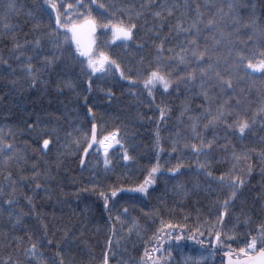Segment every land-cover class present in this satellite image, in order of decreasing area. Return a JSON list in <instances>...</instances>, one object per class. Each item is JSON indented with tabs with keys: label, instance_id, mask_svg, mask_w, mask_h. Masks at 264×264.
Listing matches in <instances>:
<instances>
[{
	"label": "trees",
	"instance_id": "trees-1",
	"mask_svg": "<svg viewBox=\"0 0 264 264\" xmlns=\"http://www.w3.org/2000/svg\"><path fill=\"white\" fill-rule=\"evenodd\" d=\"M55 2L64 6L62 18L67 12L82 23L79 14L87 15L84 8L77 11L78 0ZM79 2L98 23L104 18L96 5L103 3L113 23L118 18L136 25L127 43H112L107 29L95 32L94 50L115 60L119 70L90 75L72 55L74 42L54 48L55 13L44 10L45 0H0V147L12 145L0 153V264H105V258L106 264H152L145 252L161 257L152 249L162 221L183 229L185 239L165 245L161 264H186L190 256L199 264H224L229 250L237 257L242 241L264 226V76L233 65L237 52L255 62L264 51V0ZM193 48L208 50L199 65ZM54 54L60 58L49 65L45 57ZM209 64L231 79V89L221 90ZM158 66L173 80L185 77L179 88L157 86L149 94L143 81ZM201 67L211 77L203 87ZM194 68L198 78L188 82ZM218 110L231 128L222 121L204 127ZM237 114L251 124L243 134L235 127ZM194 122L200 137L192 132ZM93 126L97 141L115 134L119 143L108 141L107 156L96 144L81 167ZM201 138L215 141L206 154L191 147ZM154 167L147 193L130 191ZM237 176L244 184L232 199L230 183ZM191 235L203 243L187 239ZM33 243L37 254L26 255ZM259 250L258 242L249 255Z\"/></svg>",
	"mask_w": 264,
	"mask_h": 264
},
{
	"label": "snow or ice",
	"instance_id": "snow-or-ice-1",
	"mask_svg": "<svg viewBox=\"0 0 264 264\" xmlns=\"http://www.w3.org/2000/svg\"><path fill=\"white\" fill-rule=\"evenodd\" d=\"M94 3L95 0H92ZM45 3L47 7L44 9L46 12L50 8L54 13V24L57 26V31L50 35H55L56 39L53 40V47L56 49H61L65 45H67L69 48L73 46V42L75 44L74 50L72 55L75 57L76 60L80 61L81 65H86V68L90 70V75L92 74H101L106 75L109 71H115L120 69V65L117 64V62L113 59H111L107 54L104 52L96 51L93 48V44L89 43L88 45H82L80 41V35L84 30H87L90 34L95 33L97 28H103L107 29L112 36V43H115L116 41H121L122 43H127L128 41L133 40L134 36V30L136 29V25L134 23H131L130 21L128 23H124L123 21L119 20L117 18V22L113 23V17L112 14L108 11V7H106L103 3H100L96 5L97 9H103L102 12H100V16H102L104 19L98 23L97 19L92 16L91 10L87 5H84L83 3L79 2L77 3V11L79 8H84L87 15L79 14L80 18L83 20L82 23H75L73 22L72 18L67 15V12L63 13L62 18V12L61 9L64 7L62 4H58L55 2V0H45ZM111 7V6H109ZM231 7V5H230ZM8 8L12 9L14 8L13 3L8 4ZM68 8H72V5L69 4ZM159 15V13H157ZM49 17L51 19V13H49ZM106 21V22H105ZM238 23V21H236ZM212 22L209 21V24ZM7 27V25H5ZM251 25H245V27H250ZM192 27H195L193 25ZM60 29H63L61 32ZM182 31L188 32L191 29H181ZM260 37L262 40H264V28L260 29ZM250 39L252 37H249ZM191 45H196L195 40L189 41ZM219 43V42H217ZM37 44L39 42L37 41ZM158 52H163V43L157 46ZM169 51H172L169 49ZM181 51H186L185 49H181ZM192 57L195 58L198 65L202 63L205 60V57L208 55V50L205 49L204 51H199L198 48H193L191 51ZM60 57L56 56L55 54L51 59L48 57H45V60L49 65H52L55 63L56 60H58ZM237 63L233 65V68L240 69L243 68V70L249 75L252 76L255 73L261 74V76H264V51H261L259 53V59L253 62V60L249 59L247 56H245L241 52L236 53ZM31 59V58H30ZM208 59L211 60V56H208ZM180 63H185V57L183 55L179 56ZM29 73L32 75L33 81H35L36 76L34 73L31 72L32 65L29 64L28 66ZM209 69H213V66L211 64L208 65ZM214 77L217 80L219 87L222 91H226L227 89L232 88V81L231 79H225L223 76H221L219 71H215L213 69ZM120 76H124V72L120 71ZM205 77H209V72L207 69L201 67L200 68V79L202 81L201 87H203V80ZM197 70L194 68L187 74V81L192 82L197 79ZM211 78V77H209ZM185 77H177L176 80L171 79V72L167 69L162 70L159 66L155 68V70L149 69L147 73L146 79L143 81V86L149 90V94L151 95V92L153 89H155L157 86H160L165 91H167L169 88H172L173 85H175L176 88H179L180 81L184 80ZM89 88H91V81H89ZM203 95L206 100H209L210 97L208 96V93L205 91L203 92ZM227 103V101L225 102ZM242 101L237 98L236 104L240 105ZM223 106H221V109ZM261 112H264V107H261ZM164 110H161V115L163 116ZM225 112L223 110H218L217 115L213 116L207 125H205V128H208L209 125L215 126L217 122H225L226 127L231 128L233 125L227 124L226 121H224ZM189 119H192L189 117ZM235 127L238 129L240 134H243L246 129H249L251 127V124L248 119L240 118L237 114V118L235 120ZM192 132L194 136L200 137V133L197 131V124L194 122L191 125ZM92 143H89L88 147L91 148L92 144H98L104 148L105 156H107L108 149L112 146L111 143H108V141H115V143H119L118 140H116L115 134H112L111 136H105L102 140L97 141L95 128L93 127L92 130V137H91ZM214 140L205 141L203 138L200 139L199 144H192L191 147L194 152L196 153H205L206 150H210L213 146ZM50 144V141L45 139L43 141V147L45 149L48 148ZM188 146V145H186ZM5 148L7 150L11 151L12 145H6L5 147H0V153L5 151ZM87 153H85L86 155ZM124 159H130V157L125 153ZM109 161L105 159V164L107 165ZM201 168H205V164L200 165ZM158 171V167H154L152 169V172L150 173V178L145 180L144 184L140 185L138 188L131 189L130 191H136V192H142L147 193V186L154 183V181L151 179V176L155 174ZM206 175L211 176L210 172H206ZM221 182L223 181V177L220 178ZM244 181L240 177H236L234 181L230 183V187L232 189L231 191V198L235 199L237 192L240 188L243 187ZM39 187V185H37ZM123 191V190H121ZM103 196L104 194L101 193ZM117 195L116 191L111 192V196L115 197ZM105 199V207H107L108 202V196H104ZM9 204L12 203L11 200L8 201ZM228 201H225V207L227 206ZM125 212H127V209H124ZM20 220L17 218V223H19ZM162 226L158 229L157 233L153 237V241L155 242V247L152 249L153 253H161V257L154 258L152 255H150L147 251L145 252V256L148 260L152 261V264H161V260L164 257V253L166 251L165 245L168 246L170 249L174 244L178 243L181 240L185 239V236L183 235V229H180L177 231L178 226H173L172 224H164L163 221L161 222ZM201 235H203L201 233ZM187 239L193 240L195 243L202 244V240H197L195 235L188 236ZM227 239H233L232 237H228ZM215 240L217 244L221 241V234L219 232L215 233ZM260 244V250L258 256H251L249 255L250 252H255L257 250V244ZM242 243L244 244V247H240L239 251L237 253V258L233 260V252L231 250L225 252V255L228 256V264H264V226L261 227L259 230L258 236H253L250 239L245 238ZM37 245L33 243L31 247L28 249L26 255H32L35 256L37 254ZM170 252H168V255L170 256ZM105 258V264H106ZM190 264H199V261H196L192 258H189Z\"/></svg>",
	"mask_w": 264,
	"mask_h": 264
},
{
	"label": "rangeland",
	"instance_id": "rangeland-1",
	"mask_svg": "<svg viewBox=\"0 0 264 264\" xmlns=\"http://www.w3.org/2000/svg\"><path fill=\"white\" fill-rule=\"evenodd\" d=\"M96 32V31H95ZM94 36H95V33H92V34H90L87 30H84L82 33H81V35H80V41H81V44L82 45H88L89 43H92L93 44V48H94ZM116 42H121V41H116ZM198 258H202L201 256H197ZM189 258H192L193 259V257H187L186 259H185V263L186 264H190V262H189ZM196 259V258H195Z\"/></svg>",
	"mask_w": 264,
	"mask_h": 264
},
{
	"label": "water",
	"instance_id": "water-1",
	"mask_svg": "<svg viewBox=\"0 0 264 264\" xmlns=\"http://www.w3.org/2000/svg\"><path fill=\"white\" fill-rule=\"evenodd\" d=\"M93 127L95 128V133H96V127L95 126H93ZM93 127H92V130H93ZM91 137H92V134H91ZM96 138H97V136H96ZM90 143H92V140H90ZM95 146H96V144L94 143V144H92V147L91 148L87 147V149L85 151V153H87V154L85 155V153H84V155L82 157L81 167L84 165L87 157L94 150ZM258 255H259V251L256 252V253H254V254H252L251 256H258ZM236 258L237 257H233V260H235ZM224 264H228V256L225 257Z\"/></svg>",
	"mask_w": 264,
	"mask_h": 264
}]
</instances>
